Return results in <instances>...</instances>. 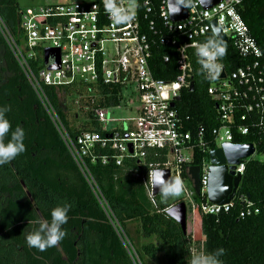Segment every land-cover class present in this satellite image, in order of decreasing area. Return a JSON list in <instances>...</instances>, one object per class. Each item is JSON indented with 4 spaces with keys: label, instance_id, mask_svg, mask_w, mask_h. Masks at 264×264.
Returning a JSON list of instances; mask_svg holds the SVG:
<instances>
[{
    "label": "built area",
    "instance_id": "2783aa9c",
    "mask_svg": "<svg viewBox=\"0 0 264 264\" xmlns=\"http://www.w3.org/2000/svg\"><path fill=\"white\" fill-rule=\"evenodd\" d=\"M156 1L155 7L152 0H144L141 4L137 0L60 3L52 0L42 7L21 9L17 38L0 19V34L20 73L132 264L141 263L97 187L87 167L88 160L89 163L100 161L102 165L108 160L116 166L142 165L149 153L156 155L164 151L165 159L149 164L144 180L152 202L153 172L164 169L169 171L172 182L180 181L179 201L185 204L188 213L218 215L242 203L238 217L244 218L264 209V201L254 204L236 193L222 205L208 203L206 196L210 151L220 149L224 143L251 144L252 154L233 165V176L240 175L241 179L248 162H264L261 141L264 138V75L259 69L262 51L240 16L241 0H220L210 8H202L197 0H182L187 17L179 22L170 21L167 0ZM110 9L119 12V22ZM213 20L225 36L221 47L228 46L242 60L241 65L226 71L222 57H217L215 62L220 70L214 76L202 69L195 54L196 48L207 39H216L211 28ZM161 46L169 48V53L162 56L163 63H173L176 69L172 80H160L152 70L153 50ZM47 49L59 51L58 69H47L54 63L53 56L44 62ZM195 72L208 81L206 93L216 111L217 125L208 131L201 125L193 132L184 128L189 119L176 108L181 91H189L191 83L194 89ZM76 83L82 85L83 96L87 95L85 98L90 104L100 98V85L118 88L116 105L86 106L98 123L99 131L75 128L77 132H71L50 100L49 91L57 94L61 88ZM122 107L134 109L136 117L127 120L129 124L125 130L109 129L107 124L114 120L107 114ZM246 138L248 140L243 141ZM99 151L106 152L98 155ZM198 154L207 156L200 158ZM194 159L199 160L198 164H192ZM189 166L199 168L197 195L187 176ZM194 196L205 197L206 202L197 203Z\"/></svg>",
    "mask_w": 264,
    "mask_h": 264
},
{
    "label": "trees",
    "instance_id": "16d2710c",
    "mask_svg": "<svg viewBox=\"0 0 264 264\" xmlns=\"http://www.w3.org/2000/svg\"><path fill=\"white\" fill-rule=\"evenodd\" d=\"M152 2L156 7L157 1ZM20 11L17 0H0V19L15 38L19 35ZM238 11L262 51L259 69L264 75V0H241ZM168 53L169 48L165 46L153 50L152 70L160 80H172L176 75L174 64L162 61V56ZM222 61L226 71L242 63L228 46L224 47ZM193 81L194 89L181 91L176 108L189 119L184 128L193 132L201 125L208 131L217 125L214 102L206 93L208 81L196 72ZM99 89L100 98L92 104L85 98L87 95L83 96V87L78 83L61 88L57 94L49 91L57 114L71 132H77L75 121L70 122L67 117L72 108L75 120L76 108L80 111L86 106L102 108L118 103L117 87L100 85ZM61 94L70 99L78 96V99L72 98L69 106L62 102ZM3 108L7 109L4 117L10 124L4 142L10 138L11 131L20 127L24 130L25 150L9 163L0 165V264H132L0 34V109ZM81 118L79 127L83 130L99 131L90 109H85ZM261 141L264 144V138ZM105 152L99 151L98 155ZM206 156L198 154L200 158ZM164 159L165 152L159 151L156 155L149 153L142 165L116 166L109 160L103 165L100 161L89 163L88 160L87 163L97 187L129 240V222L138 223L140 238H152L153 241L135 249L140 263L150 264L148 260L152 261L160 253L167 264H189L192 255L223 248V254L218 257L222 264H264V209L239 218L241 206L236 203L228 213L199 214L202 240H194L166 215V209L178 202L180 195L164 201L161 193L152 198L153 202L148 198L144 185L148 165ZM198 162L194 159L192 164ZM240 195L254 204L264 201V162L254 160L246 164L236 190V196ZM205 200V197L194 196L197 203H205ZM64 203L70 205L67 222L61 226L65 237L44 251L28 247L25 236L38 227V221H50V210Z\"/></svg>",
    "mask_w": 264,
    "mask_h": 264
},
{
    "label": "clouds",
    "instance_id": "9594fccd",
    "mask_svg": "<svg viewBox=\"0 0 264 264\" xmlns=\"http://www.w3.org/2000/svg\"><path fill=\"white\" fill-rule=\"evenodd\" d=\"M117 22L121 19L119 12L115 9H110ZM179 7H174L171 4L168 7V13H176ZM216 33H213L215 36ZM196 56L198 63L202 69L207 71L209 75L214 76L219 72L220 66L215 62L217 57L224 55V48L220 46L219 40L209 38L205 43L196 48ZM6 108L0 109V165L9 163L15 159L20 153L24 152L25 146L24 130L20 127L15 128L10 133V138L5 143L4 136L9 133L10 124L4 117ZM155 186L159 187L161 192V200H167L169 197H175L180 194V181L176 180L170 183H161L159 176L153 178ZM70 205L64 203L57 205L50 210V221L37 222L38 227L25 236V243L28 247H34L39 251H44L47 247L55 246L61 241L66 233L61 227L67 222ZM224 252L223 248H217L212 252L198 253L192 255L189 259V264H222L218 259Z\"/></svg>",
    "mask_w": 264,
    "mask_h": 264
},
{
    "label": "water",
    "instance_id": "95a60500",
    "mask_svg": "<svg viewBox=\"0 0 264 264\" xmlns=\"http://www.w3.org/2000/svg\"><path fill=\"white\" fill-rule=\"evenodd\" d=\"M202 8H210L217 4L220 0H197ZM179 7L176 13H168L169 19L172 22H179L187 17V10L182 0H167V9L169 5ZM213 33L215 32L216 39L219 40L220 46L224 45L225 36L216 28L215 21L211 22ZM53 56L54 63L47 67L48 70L59 68V51L47 49L44 52V62ZM224 74L221 75L223 77ZM193 84L189 86V92H192ZM177 100V99H175ZM173 107V104H171ZM131 152V150H130ZM253 152L251 144L233 145L224 143L220 149L212 150L208 153V181H207V202L214 205H222L228 203L235 195L237 187L240 183V175L233 176V165L237 164L241 159L249 156ZM159 176L160 182H172L169 171L164 169L154 170L152 176V195L160 194L159 187L155 186L153 178ZM187 176L192 185V188L197 195L199 193V168L197 166H189L187 168ZM180 198H178L179 200ZM242 204V203H240ZM166 215L173 219L180 227L183 233H186V207L181 201L176 202L166 209Z\"/></svg>",
    "mask_w": 264,
    "mask_h": 264
},
{
    "label": "rangeland",
    "instance_id": "374dc122",
    "mask_svg": "<svg viewBox=\"0 0 264 264\" xmlns=\"http://www.w3.org/2000/svg\"><path fill=\"white\" fill-rule=\"evenodd\" d=\"M52 0H17L18 6L20 7V9L25 10L27 8H38V7H42L45 6L47 4H50ZM66 1H72V2H89L92 0H58V2H66ZM62 102H65L67 105L71 106V104L73 103L71 101V99H78V96H71V99L67 96L62 95ZM72 99V100H73ZM72 102V103H71ZM73 106V105H72ZM74 108H72L73 110ZM86 107H82L80 108V111H77V108L74 110L75 112H78L77 117H75V120L72 119V115H71V111L68 112L67 117L69 119V121H75L76 128H79L81 130H83L80 126V124L82 123V114L83 111H85ZM107 116L111 119H113L114 121L109 122L107 124V127L109 129H126L128 127L129 122H127V120L129 119H133L136 117V112L134 111V109H126L124 107L120 108V109H116L114 111H111L110 113L107 114ZM258 158V157H256ZM181 195V189H180V194ZM178 195V196H179ZM177 197V196H175ZM173 197V198H175ZM197 217H199L198 215L195 214H191L190 212L188 213V211H186V233L190 234L192 236V238L194 240H202V237L199 234V221L197 220ZM127 227L130 229V234H131V243L134 249H138L140 247L141 244H146L150 241H153L152 238L149 239H143L140 238L139 235L137 234L138 232V223L136 222H129L127 223ZM148 262L150 264H167L166 260L164 258V256L160 253H158L156 255V257L150 261L148 260Z\"/></svg>",
    "mask_w": 264,
    "mask_h": 264
},
{
    "label": "crops",
    "instance_id": "0c3cea01",
    "mask_svg": "<svg viewBox=\"0 0 264 264\" xmlns=\"http://www.w3.org/2000/svg\"><path fill=\"white\" fill-rule=\"evenodd\" d=\"M197 220L199 221V217H197Z\"/></svg>",
    "mask_w": 264,
    "mask_h": 264
}]
</instances>
